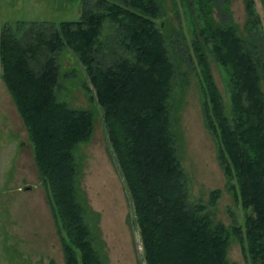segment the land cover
<instances>
[{
	"label": "trees",
	"instance_id": "16d2710c",
	"mask_svg": "<svg viewBox=\"0 0 264 264\" xmlns=\"http://www.w3.org/2000/svg\"><path fill=\"white\" fill-rule=\"evenodd\" d=\"M188 1L195 9L192 43L200 66L205 121L216 138L228 186L244 207V226L216 221L205 204L188 199L172 126L176 65L162 21H157L160 1L96 0L77 19L23 21L20 34L7 26L1 31L2 78L27 126L66 264H104L79 197L74 153L77 144L90 137L95 112L59 97V58L66 47L78 54L89 76L90 101L96 99L102 108L133 198L146 263L237 264L228 256L234 238L249 264H264L260 14L255 0H245L247 35L228 2L223 10L229 18L222 21L214 15V0ZM106 24L114 29L108 42L102 38ZM210 58L224 70L228 104ZM220 193L221 188L211 191V203Z\"/></svg>",
	"mask_w": 264,
	"mask_h": 264
},
{
	"label": "rangeland",
	"instance_id": "374dc122",
	"mask_svg": "<svg viewBox=\"0 0 264 264\" xmlns=\"http://www.w3.org/2000/svg\"><path fill=\"white\" fill-rule=\"evenodd\" d=\"M96 0H0V36L4 27L20 34L23 21L77 19ZM163 31L176 65L172 126L176 147L186 173L188 199L201 202L216 221L244 226L245 210L229 188L218 158L215 136L204 116L203 84L192 43L194 5L187 0H158ZM214 15L228 21L223 10L230 5L232 17L245 34L248 10L245 0H214ZM260 14L258 28L264 36V0H255ZM254 31V30H252ZM255 32V31H254ZM102 38L111 41L114 29L106 24ZM262 36V34H261ZM263 40V39H262ZM264 53V42L258 43ZM119 51L123 47L117 46ZM117 52V51H116ZM119 53V52H117ZM108 56V53H107ZM110 59V58H108ZM59 97L73 107L92 108L94 125L90 137L77 144V188L85 207L94 244L104 264H147L132 195L110 143L102 108L90 101L85 66L71 48L60 52ZM101 62L105 61L100 60ZM106 62V61H105ZM211 68L226 104L229 89L221 65L210 58ZM264 88V81H263ZM221 188L215 203L211 191ZM231 261L249 264L243 248L232 238ZM0 264H66L53 210L34 156L27 126L2 78L0 62Z\"/></svg>",
	"mask_w": 264,
	"mask_h": 264
}]
</instances>
